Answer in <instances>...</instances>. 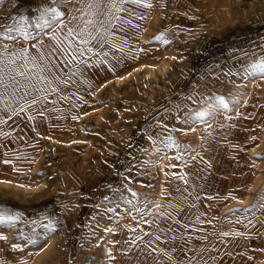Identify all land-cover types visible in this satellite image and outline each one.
Segmentation results:
<instances>
[{"label": "rangeland", "instance_id": "rangeland-1", "mask_svg": "<svg viewBox=\"0 0 264 264\" xmlns=\"http://www.w3.org/2000/svg\"><path fill=\"white\" fill-rule=\"evenodd\" d=\"M117 3L119 11L101 17L103 27L88 26L96 39L80 45L79 37L68 40L67 30L97 17L78 12L75 0H0L4 64L11 58L9 67L27 65V74L30 46L37 49L42 41L46 53L57 44L52 31L36 27L42 6L49 5L63 13L59 46L85 49L78 62L66 65L57 52L51 63L61 69L53 72L65 80L99 81L96 90L106 77H125L104 86L71 124L59 127L49 120L57 141L43 138L23 106L0 119V209L15 217L0 224V237L6 238L0 239L2 264H114L122 258H128L122 264H264V78L248 75L264 61V0ZM122 45L131 53L124 66H103L101 53ZM70 93L61 87L55 92ZM216 97L228 107L210 122H194ZM199 129L203 144L215 146L211 152L198 150ZM156 145L172 151H166L170 175L191 169L201 174L202 186L209 185L197 198L205 217L190 227L194 247L175 260L164 249L143 247L144 236L119 217H148L140 224L155 226L152 204L165 158H155ZM50 237L53 243L46 242ZM33 250L37 256L30 262L26 255Z\"/></svg>", "mask_w": 264, "mask_h": 264}, {"label": "crops", "instance_id": "crops-1", "mask_svg": "<svg viewBox=\"0 0 264 264\" xmlns=\"http://www.w3.org/2000/svg\"><path fill=\"white\" fill-rule=\"evenodd\" d=\"M104 48H105V46H104ZM30 50L32 51L31 56L36 58V63L39 64L41 68H43L45 60L41 59V56H40V53H44L43 49L40 48V53H38L37 49H35V47L32 48V46H30ZM105 51H103L101 53L102 54V56H101L102 62L101 63L104 64L103 66L106 65L105 66L106 68L112 69L115 71H118L119 67H121V66L123 67L124 64L126 63L125 58L128 57V55H131V53L130 52L128 53V50H126L125 45H122L120 47V49H111V47L106 48ZM117 53L122 56V58L120 57L119 60H117L114 57V55ZM43 57H46V56L44 55ZM30 69L31 70H28L27 75L29 77L32 76V79H29L28 82H23V85L35 84V82H36V79H35L36 78V69L33 68V65L30 66ZM31 72L33 74H31ZM58 75L61 77V80H59V81L53 80V83L51 86L52 88L55 89V91H52L51 89H49L48 91L38 92V94H35L32 96H30L29 94L28 95L22 94V95H24V96H22L20 94V96H19L20 99H16L12 95V98H14L13 99L14 107L12 108L13 109L12 114H10L8 116L3 115V118L5 116L6 117L11 116L12 117V115L17 113L16 111L19 110V107H22V105H23L26 112L28 114H30V116L32 118H34L37 123H39L40 127L38 128V131L40 132V134H42L43 138L44 139L49 138L53 141H57V140H55L56 138L51 135V132H49L52 130L50 128L49 129L47 128V127H49V124H48L49 120L51 122H53L54 125H58L59 127H62L65 124H67V125L71 124V122L73 120H75L79 117L78 116L79 110L85 106H88V104L91 103V101L98 98L97 96L101 92L102 88L104 86H106L107 84H111L108 81L111 78H113V77H106V80H103L101 85H99L100 88H97L99 90H96L95 86H98V84L100 83L99 81H97V84H96L95 83L96 80H91L88 77H86L85 79H79V80H78V78H75L73 81L70 79L65 80V78L63 76H61V74H58ZM19 77L20 76H17L18 81H19ZM50 79H51V77H50ZM63 81H67V82L64 83ZM76 82H78V83H76ZM45 86H47V85L43 84L42 88H46ZM59 87H61V89L62 88H69L70 90L73 91V93H70L66 96H63L62 94L61 95L55 94L56 90ZM30 90H32V89L30 88ZM30 90L28 88V89H25L24 92L30 91ZM81 93H83V94H81ZM81 95L84 97L81 99L82 103H78V104H76L75 108L69 109L70 108L69 105L71 103H75L77 100H79V96H81ZM34 98L37 101L35 103H33ZM62 103H64L65 106H61V107H63V110L66 109L68 113H59V112L55 111V109L59 108L60 104H62ZM67 107H69V108H67ZM73 110H75V111L73 112ZM56 116H58L59 120L55 121ZM63 116L69 117L70 120L67 122L62 120ZM0 119H2V117H0ZM159 147H161V146H159ZM167 147H169V146H167ZM167 151H168V155L170 156V154L172 153L171 149H168ZM162 157H166V155H164V153H162L159 155L158 158H162ZM178 172H179V170H175V173H173V175L171 177L164 178V171L161 170V173L163 176H162V181L160 183V188H162V184L164 186V184L166 183L165 188H166V186H168L167 190L169 192L167 193L168 195L166 194L167 196H164L162 198L161 207L154 209L153 205L155 204V202L160 197V188L158 189V195L155 197V202L152 204V207H153L152 209L156 210V212H154V216L157 218L156 219L157 222H156V224H154L155 225L154 227L149 226V225L145 226L143 224H140L143 221H147L146 218H148V217H128L124 213L120 214V216H119V217H122L121 222H126L127 223L126 225L131 226L132 228L135 229V231L139 232V234H135L136 236H139L141 234L144 236V241H146V242L142 241L145 244V245H143V247L146 246L145 248H147V250L148 249H150V250L155 249L157 251H163V249L165 250V248H167V244H168L169 239L172 242V248H173V246H174V240L173 239L174 238L177 240V242H176V246H177L176 249L177 250H176V252L174 250H171V253H173V254H174V252L176 254L188 252L189 250H191L194 247L195 233L192 232V229H190V227H192V225H194L196 217H205L204 213L203 212L200 213V211L198 209L201 205H200V202L198 203V199H197L200 195V191L203 190V186L200 183L202 178L200 179V182H199V185H200L199 188L195 189L191 184V179L194 181V179L192 177L194 176L193 174L195 172L192 171L191 169L188 170L186 168L183 169L182 175L179 174ZM180 177H182V179L184 181H181ZM163 179H165V180H163ZM173 180H177L174 183V185H172ZM165 181H167L168 183ZM182 182H186L187 184L184 187L179 189L178 187ZM194 183H195V181H194ZM188 194H190V195H188ZM165 197L167 200L165 199ZM180 205L183 206L182 207L183 209H179ZM175 207H177V209H175ZM197 213H198V215H197ZM180 224H182V226ZM179 226H181L183 228L179 229ZM184 226H185V228H184ZM135 231L134 230L132 231L133 235H134ZM119 237L122 238L121 236H119ZM157 237H159V239H161V241L158 240ZM132 238H134V237H132ZM183 239H185V240H183ZM145 248H143V249H145ZM176 261H178V260H176ZM178 263H180V262H178Z\"/></svg>", "mask_w": 264, "mask_h": 264}, {"label": "snow or ice", "instance_id": "snow-or-ice-1", "mask_svg": "<svg viewBox=\"0 0 264 264\" xmlns=\"http://www.w3.org/2000/svg\"><path fill=\"white\" fill-rule=\"evenodd\" d=\"M75 2L79 5L77 11L80 13H83L86 16H95L97 17L96 20L88 19L85 21V26L83 28H80L77 26V28H69L67 30L66 36L69 41H77V37H79V40L77 41L80 45H87L89 42V39L95 40L96 37L92 35L91 31L89 30V25L92 27H95L97 23L103 27L104 20L101 19V17H104L105 15H111L110 9H116L119 11L117 0H75ZM120 2H123V0H120ZM127 2L132 4H140L141 0H127ZM56 0H50V4H55ZM145 7H150V5H144ZM101 9H105V11H101ZM63 13L57 9V7L45 5L42 6L41 14L38 18V22L36 24V27L43 30L48 29L49 31H52V35L50 37L51 40L57 41L56 45L49 46V51L46 53H40V47H43L42 41L40 42V45L37 47V52L40 53L41 59H43L44 55H47L49 57L48 61H44L43 68L40 67L39 64L36 63V58H31V64L36 69V80L37 84H29V85H21L20 82L17 80V76H24L25 70L27 68V65H25L23 68H11L9 65L13 63L11 58H9L8 64H4L2 60H0V98H3L9 94L15 96L18 92H21L22 89H35L38 92H45L51 89L52 91H55L54 88H52L53 80H61V77L58 75L57 72H53L52 68L61 69L60 64H52L51 59L55 57V54L59 52L62 57H64L62 63L63 64H69L72 62H78L76 60L77 55L82 56L85 49L81 47L73 48L72 44L69 43L67 47H60L63 42L59 41L56 32L62 31L66 26L61 23ZM75 18V17H74ZM116 19H119L118 17H115ZM108 23H111V19L108 20ZM88 51H91V49H87ZM51 65V66H50ZM248 75L252 77L259 76L261 78H264V61L256 64L253 66V69L251 72L248 73ZM51 77V79H50ZM29 79H32V77H29ZM66 83L67 81H63ZM38 84H45L47 85L46 88L38 87ZM11 89V93H9V90ZM24 95L30 94L29 92L25 91L23 93ZM216 104L214 107L213 112L211 113H205V112H199L197 113V118L203 120L206 116L214 118L215 112L219 111L220 109H226L228 107L227 102L221 98L216 97ZM35 98L33 99V103H35ZM261 200L264 201V196L261 197ZM264 206V205H262ZM15 217L7 213L5 210L0 209V224L2 223H11L14 221ZM227 235V234H225ZM0 239H6L5 237H0ZM159 239V237H157ZM155 251V249H154Z\"/></svg>", "mask_w": 264, "mask_h": 264}, {"label": "bare ground", "instance_id": "bare-ground-1", "mask_svg": "<svg viewBox=\"0 0 264 264\" xmlns=\"http://www.w3.org/2000/svg\"><path fill=\"white\" fill-rule=\"evenodd\" d=\"M181 10V9H180ZM155 12V11H154ZM153 12V13H154ZM253 12V11H252ZM255 15V14H254ZM154 16V15H153ZM152 17H150V19H151ZM160 19V18H159ZM162 19V18H161ZM264 19V16L262 15L261 16V20H263ZM258 20V19H257ZM148 23V22H147ZM147 27V26H146ZM136 28L137 27H135L133 30H136ZM172 29V28H171ZM148 31V30H147ZM146 31V32H147ZM135 32V31H134ZM145 33V32H144ZM164 35H166V34H164ZM146 36V35H145ZM145 39V38H144ZM137 40H139V39H137ZM141 40V39H140ZM143 40V39H142ZM145 41V40H144ZM144 43V42H143ZM101 56H102V54H101ZM114 57L117 59V60H119V58L121 57L122 58V56L121 55H119L118 53L117 54H115L114 55ZM163 64H164V62H163ZM163 64H162V67H163ZM167 64H168V62H167ZM144 65H146V64H144ZM165 65V67H166V64H164ZM149 66V65H148ZM161 66V65H160ZM141 67V66H140ZM146 67V66H145ZM167 67H168V65H167ZM34 68V67H33ZM150 68V67H149ZM164 68V67H163ZM140 69V68H139ZM145 69H147V68H145ZM157 69V68H156ZM166 69V68H165ZM138 70V69H137ZM149 70V69H148ZM159 70V69H158ZM34 71V70H33ZM156 71V70H155ZM35 74V73H34ZM30 77H32V76H30ZM125 79V77H122V76H118L117 78H111L108 82H110V83H112L113 81H120L119 79ZM19 79H21L23 82H28V80H29V76L27 75V74H25L24 76H20L19 77ZM36 79V78H35ZM173 79V78H172ZM251 79H252V77H251ZM251 79H250V81H251ZM123 81H125V80H123ZM250 81H249V83H250ZM253 82V81H252ZM123 83V82H122ZM35 84H37V80H36V82H35ZM248 85H250V84H248ZM38 87H43V84H38L37 85ZM45 87H47V86H45ZM252 87V86H251ZM248 89V88H247ZM250 91V90H249ZM27 92H29L30 94V96H32V95H35V94H38V91H36V92H34V91H32V90H30V91H27ZM9 93H11V91L9 92ZM23 94V91H22V93H21V95ZM81 94H83V93H81ZM44 95V94H43ZM22 96H24V95H22ZM15 97V96H14ZM46 98V97H45ZM44 98V99H45ZM82 98H84L82 95L81 96H79V100H77L75 103H71L69 106H70V108L69 107H67V108H69V109H73V108H75V106H76V104H78V103H82V101H81V99ZM13 99L14 98H12V95L11 94H9V95H7V96H5V97H3V98H0V117H2L3 118V115H10V114H12V108L14 107V101H13ZM37 99V98H36ZM89 99V98H88ZM241 99V98H240ZM244 99V98H243ZM32 101V100H31ZM37 102V101H36ZM42 102V101H41ZM55 102V101H54ZM92 102V101H91ZM47 104V103H46ZM52 104V103H51ZM209 104V103H208ZM48 105V104H47ZM23 106V105H22ZM61 106H63V105H61ZM59 107V108H56L55 109V111H57V112H59V113H68L67 112V110L65 109V110H63V107ZM214 107H215V105H214V103L207 109V111H206V113H211V112H213V110H214ZM20 109V108H19ZM236 109V108H235ZM45 110V109H44ZM222 109H220L219 111H217V112H215V115H214V118H217V116H219V114H221L220 113V111H221ZM75 110H73V112H74ZM205 111V110H204ZM17 112V111H16ZM30 113V112H29ZM40 114V113H39ZM13 116V115H12ZM16 116V115H15ZM6 117V116H5ZM194 117H196V116H194ZM213 118H211V117H208V116H206L203 120H204V122H199L201 119H199V118H196L195 120H194V122H196V121H198L199 122V125L200 124H202V123H207V122H210L211 120H212ZM221 118H218V120H220ZM192 120V119H191ZM7 121V120H6ZM183 122V121H182ZM191 122V121H190ZM184 123V122H183ZM186 123H187V121H186ZM192 125V124H191ZM194 127V126H193ZM195 129H196V127H195ZM194 128H193V130H195ZM264 129V128H263ZM200 130H202V129H199V132H197L196 133V135L198 136V138L200 139L199 140V142H198V145H197V148H198V150L199 151H202V149L204 148V147H206V148H208L207 150V152H211L212 150H213V148H215V146L212 144V143H205V144H203V141H202V138H203V134H201L200 135V133H202ZM203 131V130H202ZM259 131V130H258ZM50 132V131H49ZM261 132V131H260ZM42 133V132H41ZM262 133H263V131H262ZM258 134V133H257ZM261 134V133H260ZM263 136V135H262ZM261 136V137H262ZM55 140H57V139H55ZM264 140V139H263ZM260 141V140H259ZM139 142V141H138ZM219 145V144H218ZM255 145H257V144H255ZM252 148V147H251ZM151 149V148H150ZM167 149H170V147H159V146H155V148H154V152H153V154H154V156H155V158L156 159H158V157H159V155L160 154H162V153H164V155H166V151H167ZM253 149V148H252ZM146 150H148V149H146ZM217 151V150H216ZM146 153V152H145ZM146 154H148V153H146ZM151 154V153H150ZM149 154V155H150ZM148 156L146 155V158H147ZM210 157V156H209ZM150 160H152L151 158H150ZM214 160V159H213ZM152 161H155V160H152ZM157 161V160H156ZM155 161V162H156ZM152 163V162H151ZM160 164H161V166H160V168H161V170L162 171H164V177L165 178H168V177H171L172 175H170V170L169 169H166L167 168V166H168V164H169V159H168V157H167V155H166V157L165 158H163V159H161L160 160ZM166 164H167V166H166ZM175 170V169H174ZM187 171V170H186ZM194 176L192 177L193 179H194V181H195V183H194V181L191 179V184H192V186L195 188V189H198L199 188V182H200V179H201V174L199 175V173H194L193 174ZM253 178H254V176H253ZM1 180V179H0ZM165 180V179H164ZM189 180V179H188ZM8 182H9V180H7ZM177 180H173V182H172V185H174V183L176 182ZM201 181H202V179H201ZM250 181H252V180H250ZM5 183H6V181H4ZM165 182H167V181H165ZM168 183V182H167ZM171 183V182H170ZM7 184V183H6ZM11 184H13L12 182H11ZM15 184V183H14ZM187 184V183H186ZM250 184H252V182L250 183ZM21 185V184H20ZM28 185V184H27ZM165 185H166V183L164 184V186H163V184H162V188H160V197H159V199L155 202V204L153 205V207H154V209H156V208H160L161 207V202H162V198L164 197V196H167L168 194V190H167V188H168V186H166V188H165ZM10 186V185H9ZM21 186H23V184L21 185ZM25 186V185H24ZM208 186L209 185H205V187L203 186V190H201L200 191V194H202V193H204V192H207V190H208ZM248 186V185H247ZM249 187V186H248ZM251 187V186H250ZM19 188V187H18ZM20 189V188H19ZM28 190V189H27ZM22 191V190H21ZM30 192V191H29ZM195 192V191H194ZM27 193V192H26ZM167 194V195H166ZM169 197V196H168ZM170 198V197H169ZM165 199H166V197H165ZM167 200V199H166ZM198 203H199V201H198ZM183 206L182 205H180V207H179V209H183L182 208ZM175 209H177V207H175ZM199 211H200V213H202L203 212V209H202V207L200 206L199 208ZM172 210V209H171ZM167 212V211H166ZM171 215V214H170ZM261 215H263V217H264V213H262L261 212ZM21 218V217H20ZM212 220V219H211ZM32 221V220H31ZM44 221V220H43ZM178 221V220H177ZM41 223V222H40ZM198 224V223H197ZM181 226H182V224H180ZM181 226H179V229H182L183 227H181ZM190 226V225H189ZM2 227V226H1ZM163 227V226H162ZM168 229V228H167ZM236 232V231H235ZM154 235V234H153ZM254 235H257V234H254ZM258 236V235H257ZM254 238V237H253ZM262 240H264V232L261 234V237H260ZM260 239V240H261ZM158 240H160L161 241V239H158ZM174 240V246H173V248H172V242H171V240L169 239L168 240V244H167V248H165V250H166V252H168V253H170L171 252V250H174L175 252H176V248H177V246H176V242H177V240L174 238L173 239ZM53 241H54V238H48V240L46 241V242H48V243H53ZM35 242H37L36 240H35ZM45 243V242H44ZM56 243V242H55ZM34 244V243H33ZM41 244H43V243H41ZM106 244V243H105ZM40 245V244H39ZM45 245H47V243L45 244ZM107 245H109L108 243H107ZM41 246V245H40ZM44 246V245H43ZM42 246V247H43ZM118 246V244H116V246H115V249H116V247ZM34 247V246H33ZM32 247V248H33ZM105 247H107V248H104V250L106 249V252L108 251V246H105ZM36 248V247H35ZM35 248H33V249H35ZM44 248V247H43ZM42 248V249H43ZM162 248V247H161ZM15 249H17V248H15ZM28 249V248H27ZM109 249H111V248H109ZM29 250V249H28ZM27 250V251H28ZM15 251V250H14ZM41 251V250H40ZM174 252V254L173 253H171V259H173V260H175V258H176V253ZM4 252H1L0 251V257L1 256H3L4 257V254H3ZM40 253V252H39ZM36 255V252L33 250V251H31V252H29L28 253V255H26L27 257H29V258H31V259H29V261L30 262H32L33 261V258H34V256ZM246 255V254H245ZM37 256V255H36ZM106 256V255H105ZM162 256V255H161ZM180 257V256H179ZM202 258V257H201ZM128 258H122L120 261L119 260H117V261H115L114 262V264H122L125 260H127ZM189 259V258H188ZM35 260V259H34ZM116 260V259H115ZM25 261V260H24ZM39 262V261H38ZM197 262V261H196ZM206 262H208V260L206 261ZM3 263V261L1 260V258H0V264H2ZM34 263V262H33ZM195 263V262H194ZM32 264V263H31ZM46 264V263H45ZM196 264V263H195Z\"/></svg>", "mask_w": 264, "mask_h": 264}]
</instances>
